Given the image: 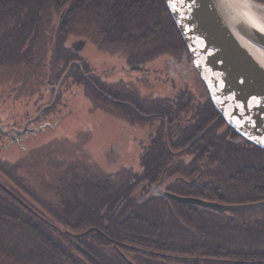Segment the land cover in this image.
<instances>
[{
	"label": "trees",
	"instance_id": "obj_1",
	"mask_svg": "<svg viewBox=\"0 0 264 264\" xmlns=\"http://www.w3.org/2000/svg\"><path fill=\"white\" fill-rule=\"evenodd\" d=\"M47 5L62 12L56 27L59 38L82 22L101 29L108 41L124 38L138 50H149L157 36L167 44L171 33L179 37L183 49L186 46L164 0H0V19L19 13L25 19L16 27L19 32H30L31 22L41 20V9ZM105 8L106 17L101 14ZM161 24L166 27L164 33ZM97 88L113 93L109 84ZM198 116L177 137L164 135L160 126L141 155L139 173L123 169L111 178L86 183L84 177L64 172L60 187L67 196L61 200L64 206L60 203L62 208L57 209L69 220L79 221V227L97 226L100 232L91 229L71 236L56 225L38 224L24 214L25 208L1 194L0 229L17 233L16 252L24 251L40 264H131L128 259L135 264H264V216L246 217L264 207L219 213L164 195L144 196L154 182L168 179L165 189L182 195L224 203L230 198L238 202L264 199V150L245 140L233 141L236 134L231 128L219 130L221 118L211 123L213 116ZM178 147V153L171 151ZM186 155L194 157L187 162ZM4 161L0 155V173ZM194 177L195 181L187 182ZM11 178L20 184L19 176ZM69 226H75L73 221ZM120 247L128 255L135 251L145 256L130 257Z\"/></svg>",
	"mask_w": 264,
	"mask_h": 264
},
{
	"label": "rangeland",
	"instance_id": "obj_2",
	"mask_svg": "<svg viewBox=\"0 0 264 264\" xmlns=\"http://www.w3.org/2000/svg\"><path fill=\"white\" fill-rule=\"evenodd\" d=\"M252 1L261 5L256 8V12L264 22V0ZM40 13L41 20L31 22L34 26L30 28V32H19L16 27L21 19H25L19 13H9L0 19V130L25 126L28 117H34L41 108H48L52 105L49 102L54 98L57 99V103L54 101L56 109L47 111V116L58 111L62 117L65 113L66 115L61 117L56 127L52 126L57 122L58 114L50 115L49 123L39 130L41 132L36 133L37 130L34 129V134L30 136L14 134L18 140H12L7 134H3L0 138V155L6 161L2 162L1 168L7 175H17L21 178L18 179L20 184L15 185L7 180L6 185L21 197L23 202L18 206L25 208L24 214L29 219L50 227L56 225L59 231L63 230L69 235L86 228L79 227V221L69 220L71 218L65 212L57 209L61 205L64 206L61 200L67 196L66 191L61 189L63 185L61 186L60 177H64L66 172L78 178L85 175L91 178H111L108 172L115 169L116 164L139 169L137 147L130 144V140L128 148L122 150L120 135L126 130L134 136L136 131L144 126V136L149 129L141 122L137 127L130 124L127 122L128 118H122L119 109H113L105 102L95 104L92 96L90 100L89 94L86 95L82 91V85H78L69 75L68 68L58 74L59 69L63 68L62 59L69 54L73 60L74 57L82 63L87 60L91 71L100 73L101 78L109 81H116L117 78L129 80L127 83L138 89L140 97L149 96L152 99L160 95L167 98L185 87L191 89V94L196 99L206 97L207 92L186 53L181 52L183 47L174 33L168 35L167 44L162 42V37L157 36L150 43V49L156 46L157 50L150 53L148 61L140 63L135 71L132 67L137 65H129L128 55L132 56V52L138 49L123 41L124 38L108 41L101 29L82 22L74 24L76 30L65 38H59L56 27L62 12L56 11L52 5H47ZM101 14L106 17L109 12L105 8ZM159 28L161 33L166 30L163 24ZM5 34V40L2 41V35L4 37ZM59 83L61 84L58 89ZM67 84L69 92L64 90ZM61 98L68 99V102L65 100L61 103ZM129 137L131 139V136ZM5 178L0 176L2 180ZM163 186L164 184L149 187L144 196L160 192ZM0 194L7 195L1 187ZM4 197L9 199L11 196ZM10 200L14 201L13 198ZM234 200L238 199L230 198L229 202L225 203L243 202ZM24 204L31 209L28 211ZM263 216L264 210L254 211L246 217L254 219ZM72 221L75 225L73 227L69 226ZM80 221L82 224L84 220ZM1 224L0 222V228L3 226ZM10 233L0 229V264H40L36 257L25 255L21 250L16 252L18 234L14 231ZM125 250L127 249L120 247V251L128 255ZM134 255L145 256L142 253L136 254L135 251H130L128 256Z\"/></svg>",
	"mask_w": 264,
	"mask_h": 264
},
{
	"label": "water",
	"instance_id": "obj_3",
	"mask_svg": "<svg viewBox=\"0 0 264 264\" xmlns=\"http://www.w3.org/2000/svg\"><path fill=\"white\" fill-rule=\"evenodd\" d=\"M249 1L256 8L261 6ZM164 2L215 110L238 136L264 150V60L244 42L264 50V22L259 13L255 11L257 17L233 0ZM165 195L219 213L264 207V199L224 203L169 191Z\"/></svg>",
	"mask_w": 264,
	"mask_h": 264
},
{
	"label": "flooded vegetation",
	"instance_id": "obj_4",
	"mask_svg": "<svg viewBox=\"0 0 264 264\" xmlns=\"http://www.w3.org/2000/svg\"><path fill=\"white\" fill-rule=\"evenodd\" d=\"M132 44V43H131ZM133 47V44H132ZM151 50H138V51H133L132 52V56L128 55V62L130 63L129 65L132 66V63H134L137 66H133L132 69H134L135 71L137 70V68L139 67L140 63H144L148 61V57ZM181 52H185L187 57L190 59V55L186 49L181 50ZM181 52H179V54H182ZM131 54V53H130ZM71 55L68 54V56H66L64 59H62L63 64L61 69H59V73H61L64 69H69V75L74 79V81H76V83L78 85H82V91L84 92V94H89V99L91 96H93V99L95 100V104L96 103H101V102H105L106 104H108L111 108L116 109L122 113V118H128L129 120H127V122H129L130 124L133 125H137L141 122L144 123L147 129H149V131L146 133V135H142V130L144 129V126L142 128H140L139 130L136 131V134H134V136L130 135L128 132H126V130H124L120 137L122 138V144L121 146L123 148H121L122 150H125L126 148H128L130 140L132 143V145L136 146L138 151H139V165L140 168L135 170L133 168L130 167H125V166H120L117 165L115 166V169L113 170H109V174L113 175L116 174L120 171H122L123 169H130L134 172H141L142 170V166H141V155L144 151V149L147 147V145H149L151 138L153 136H155L157 134V129L162 128L163 126V134L165 135V133H169V135L171 137H177L178 132L181 131V128L184 125H187V123L192 122L195 123V120L198 119V113H200L203 116H213V120L211 123H213L214 121H219V119L221 118V120L223 121L221 123L220 129L219 130H224L226 128H230L227 123L224 121V119L222 118V116L217 112V110H215L214 106L211 103V100L209 98V94L208 91L203 83V81L201 80L200 76L198 75L197 71L195 70L192 61V67L194 68L196 74L198 75L199 79L201 80V82L203 83L205 89H206V97H202L200 99H196L194 96H192L191 94V89H188L187 87L180 89L181 91H177L175 93H172V95L169 97L167 96V98H165L164 96H157L156 98H150L149 96H139V91L138 89L132 85L131 83H127L129 80H122V78H117L118 80H113V81H109L106 80L104 78H101V74L100 73H95L93 71L90 70L89 65L87 60H83L82 61H78L76 60V57H74L75 60H73V58H70ZM179 57H181L179 55ZM69 59V61L65 62V59ZM58 59H60L58 57ZM74 61L76 62L75 64H71V62ZM66 63V64H65ZM65 66V67H64ZM72 67V69H70ZM92 73H94L95 75H92ZM111 75V74H110ZM123 81H125L126 83H124ZM63 82V81H61ZM73 82V81H72ZM59 83L57 85L58 89L60 87ZM95 84H97L98 87H102L103 84H109L110 85V89L113 91V93L109 94L107 93V91H101V88L98 90L97 86H94ZM90 87V88H89ZM86 88V91H85ZM69 85L67 84V86L65 87L64 90L69 92ZM91 89H93V91H91ZM90 90V91H89ZM94 94V95H93ZM66 100V99H65ZM65 100H63V98H61V103L65 102ZM68 100V99H67ZM66 100V101H67ZM91 100V99H90ZM57 101V99L54 98L53 101L49 102V104L51 103L52 105H50L48 108H41L34 117H28L27 118V123L25 124V126L19 127V128H10L9 130L7 129H3L0 130V138L2 137V135H6L10 136L12 140L16 139L18 140V138H16L17 136H25V135H29L30 134H34L33 131L34 129H36V133H39L41 131V128L49 123V116L52 114H58V118H56L57 122L54 123V125L52 127H56L60 121H61V115H59V111L58 112H52L49 116H47L46 112L49 110H53L55 111V102ZM60 102V101H59ZM68 102V101H67ZM60 103V104H61ZM163 105V106H162ZM165 106H167V108H165ZM212 107L213 110H210V107ZM68 107V104H67ZM209 110L211 112H209ZM215 110V113H213ZM61 111V110H60ZM164 111V112H163ZM69 113L68 109H67V114ZM217 113V115H216ZM158 114H164L165 117L163 118H159ZM66 115V113L63 115V117ZM167 115V116H166ZM62 117V118H63ZM121 119V118H120ZM163 119L165 120L163 122ZM33 128V129H32ZM151 128V129H150ZM32 129V130H29ZM232 129V128H231ZM233 130V129H232ZM6 131V133L4 132ZM228 133H230L232 135V133L227 130ZM35 132V131H34ZM234 132V130H233ZM235 133V132H234ZM14 134H16L17 136L15 137ZM236 134V133H235ZM131 136V139L130 137ZM233 141L235 142H243V138L238 136L237 134L234 135ZM135 142V144L133 143ZM179 149H181V147L178 148H171L172 152H179ZM25 150V149H23ZM192 157H194L193 155H186L184 156V159L189 162L190 159H192ZM117 161H120V159H117ZM3 175V178L6 177L5 179H0V187L3 189L4 192L7 193V195H10L11 197L9 199H12L17 203V205L20 203L22 204V199L19 195L16 194V192L14 190H12L7 183V180H10L12 183H14L15 185H17V183H15L14 179L12 180L11 177H8L6 175L5 172H1L0 176ZM87 177V178H86ZM83 178V180H85L84 182H90V181H97L99 179H102L100 177H96V178H91L90 176H86ZM104 177V176H103ZM104 178H109V177H104ZM97 179V180H96ZM196 177H194L192 180L188 179V183L195 181ZM185 180V179H184ZM143 182H146L145 180ZM168 182V179L162 181V182H154L152 186H160L162 184H164L163 188L160 189V192L156 193V194H151L154 196H160V195H165L166 191L169 192H173L170 190H166L165 186ZM176 193V192H173ZM179 194V193H176ZM4 195V196H7ZM150 195V196H151ZM182 195V194H179ZM2 195V197H4ZM186 196H194V195H186ZM169 197V196H167ZM195 197H199V196H195ZM171 198V197H169ZM201 198V197H199ZM173 199V198H172ZM204 199V198H203ZM207 200H211V199H207ZM218 201V200H216ZM21 206V205H20ZM24 206L29 210L31 209L27 204H24ZM94 229L100 232L99 228L97 226H89L88 228L77 232V233H82L84 231H86L87 229ZM88 230V231H90ZM88 231H86L85 233H87ZM74 233V232H73ZM84 233V234H85ZM83 234V235H84Z\"/></svg>",
	"mask_w": 264,
	"mask_h": 264
},
{
	"label": "bare ground",
	"instance_id": "obj_5",
	"mask_svg": "<svg viewBox=\"0 0 264 264\" xmlns=\"http://www.w3.org/2000/svg\"><path fill=\"white\" fill-rule=\"evenodd\" d=\"M235 3L239 4L243 9H245L247 12H251V13H255L256 10V7L254 4H252L249 0H233ZM256 15V13H255ZM257 16V15H256ZM258 17V16H257ZM262 22V20H261ZM244 41V40H243ZM247 46L253 50V52L258 56L260 57L261 59L264 60V50L260 49V48H257L251 44H249L248 42L244 41Z\"/></svg>",
	"mask_w": 264,
	"mask_h": 264
},
{
	"label": "snow or ice",
	"instance_id": "obj_6",
	"mask_svg": "<svg viewBox=\"0 0 264 264\" xmlns=\"http://www.w3.org/2000/svg\"><path fill=\"white\" fill-rule=\"evenodd\" d=\"M223 7L227 8V7H228V5H227V4H224V5H223Z\"/></svg>",
	"mask_w": 264,
	"mask_h": 264
}]
</instances>
